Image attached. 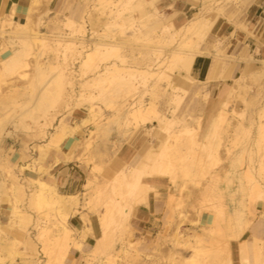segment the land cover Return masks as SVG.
<instances>
[{
    "label": "rangeland",
    "instance_id": "1",
    "mask_svg": "<svg viewBox=\"0 0 264 264\" xmlns=\"http://www.w3.org/2000/svg\"><path fill=\"white\" fill-rule=\"evenodd\" d=\"M189 1L195 5L190 18L201 10L210 11L209 15L213 17L217 15L216 9L220 5H225L226 14L217 15L214 28L227 21L236 29L244 31L255 42L253 49L246 56L230 57L233 67L238 68L239 72L236 77L224 84V89L226 88L227 91L236 82L235 78L240 77L250 86L247 96L252 103L247 105L241 99L234 103L228 121L224 124L218 148L211 156H204L200 162L190 158L188 150L184 146L186 142H182L188 138L189 134L186 130L194 128L195 123L192 121L201 116L202 124L197 138L202 140L211 118L217 111L206 112L205 106L209 107L212 103H218V109L226 93L219 96L215 101L206 97L203 90L198 91V93L194 91V88L198 87L196 79L191 76L196 77L194 74L195 60L189 72L182 73L176 69L164 68L161 73L150 76L145 84H140L139 89L133 91L130 89L131 84L128 81L132 77L126 70L121 71V73H107L106 80L100 85L91 82L89 86H82L85 82L84 78L88 76L92 78V72L88 71L86 77L82 78L80 70L83 58L79 53L71 56L69 52L66 63L76 73L74 95L73 97L70 96L67 101L55 97L52 103L46 107L49 113H56V118L53 121H46L41 118L45 124L39 134L36 133L35 120L44 114L45 109L35 108L40 88H34L31 81L35 79L37 74L34 55L40 50L33 46L31 54L27 57L29 65L18 69V71L6 72L0 69V121L2 122L0 127V180L5 181V187L0 190V203L1 199L6 196V192L11 190L12 173L15 172L26 186L29 185L24 178V172H20L19 166L30 167L29 164L31 163L35 169L39 167V162L50 155V152L37 157L33 155V151L39 144L48 142L54 131V126L63 118L67 120L69 128L73 131L71 138H69L72 141L71 146L64 145V148H67L66 152L72 153L78 159L73 161L84 170L87 179L90 176V165L87 166L85 161L90 159L92 164L97 163L100 166V171H97L96 174L97 183L100 187L105 188L106 194L103 201H105L108 210L111 211L110 218H107L106 230L109 238L106 244L98 246L97 241H95L94 246L89 251H84L83 248L82 256L78 259H72L70 248L66 257L60 261V246L57 242L54 243L57 240L56 236H59L58 240L62 239L61 236L67 227L73 240L76 241L77 232L70 228L68 222L70 217L77 215L80 208L97 215L94 205H100L103 201L94 199L97 194L92 188L85 189L84 194H79L81 198L79 204H71L62 208L65 215L68 213L66 217L60 215L58 211L46 207L45 210L51 215L45 216L42 220H35L29 226L31 237L37 243L35 251L31 249L25 233L10 231L4 234L0 231V257L4 259L5 264L7 262L16 263L17 260L27 264H46V260L50 258L53 260L58 258L57 264H109L112 255L122 257L123 251L130 247V242L135 244L126 264H190L186 259L189 252L187 248L180 247L175 252L168 243L161 245L168 231L170 229L173 231V227L180 222L183 225L184 234L196 233L203 236V241L198 244V247L205 252L200 257V264H229L225 260L228 250L230 257L233 255L235 258L234 264H240V244L244 240L254 239L253 230L250 228L238 237H231L238 231V227L234 223L232 228L225 229L228 241L226 246L222 235L204 228L209 227L207 220L210 215L216 219L221 216L222 224L226 225V219L232 215L234 207L244 209V215L252 223V226H257L259 221L264 219V30H262L264 24L259 22L255 25L252 21L249 6L254 2L248 6H241L242 0ZM138 2L139 0H32L26 18L22 21L16 18L15 20L26 22L28 16L33 15L36 22L40 23L50 38H55L58 35L69 37L72 31L71 22L78 23L81 21L80 15L75 11L82 9V14L86 20L90 17L104 20L101 24L94 26L88 25L89 20L86 23L85 36L89 39L86 43L88 47L97 42L112 43L115 38L120 44L119 54L121 53L127 60L125 64L133 68L143 69L147 66V61L143 58L144 55L148 49L158 48L159 44L150 40L144 41L141 46L134 45L133 41L128 43V39L133 40L132 32H123V27L115 23L116 18L111 14L118 10L127 15L131 12L136 19L135 24H141L144 18H141L140 10L133 9ZM156 3L157 0L154 2L155 7L157 6ZM146 8L148 11L153 10V6L150 5H146ZM162 13L174 21L179 18L176 11L172 15ZM107 20L108 23L105 22ZM245 24L251 31L250 33L243 29ZM77 37L81 38L82 36L77 35ZM225 43L224 38V45ZM152 44L154 47L151 46ZM13 46L14 42L9 35L0 34V57L11 50ZM198 55H204V53H198L196 57ZM63 58L64 52L62 50L52 51L50 49L39 57L42 63L53 66L58 65L59 62L63 63ZM113 62L121 64L115 52L97 60L100 67H105ZM247 63L253 65L249 70H245ZM262 71L263 73H261ZM54 72L49 69L46 78L51 77ZM24 74L27 76H23ZM171 84H177L180 87L174 96L172 95V99L171 93L174 90L171 88ZM71 90L69 86L68 91ZM90 94L94 95V99H91L96 108L94 116L89 113L90 100L85 96ZM175 94L178 96L175 97ZM124 99H128V102H134L135 105L142 99L144 104H155L160 112L174 116L175 120L164 122L162 125H159V122H155V125L152 123L141 124L136 132L139 130L142 133L149 131L148 138L160 142H164L166 138L169 139V136L174 134L175 138L170 140L175 144L177 141L182 146L179 154L189 156L186 159V164L192 167L190 175L186 177L184 187L182 186L184 181L180 178L179 185L175 188L176 193L170 201V217L165 229L150 242H147L145 238L135 240V230L130 224L134 210L126 217L119 212L118 207L114 204L116 199L124 203L120 194L124 187H120L118 184L121 176L118 168L122 166L119 164L118 157L119 151L132 137L127 139L122 135L126 119L123 118L118 123L115 120V114L118 111L117 105L119 101ZM130 126L133 127L134 125L131 124ZM262 132L263 134H261ZM87 140H90L91 143L89 149H87ZM246 148L252 150L250 169H253L255 177L261 183V188L255 191L249 189L248 183L245 184L244 188L239 187L237 177L230 173L233 170L244 169L246 164L248 166L251 158L246 153ZM116 185H118L117 190L114 189ZM29 201L30 199L25 196L20 199L18 205L21 209L28 210L34 215V210ZM260 204H262L261 208L258 207ZM3 213L6 214L2 216ZM10 213L11 208L1 204L0 222L7 223ZM127 223L132 228H129ZM43 227H50L51 231L43 234ZM52 229L54 230L52 231ZM263 235L264 233L260 234L259 243L261 244H264ZM87 236V233H83L79 240L84 242L88 239ZM112 241L114 248L110 246ZM3 244L7 246L4 247Z\"/></svg>",
    "mask_w": 264,
    "mask_h": 264
},
{
    "label": "bare ground",
    "instance_id": "2",
    "mask_svg": "<svg viewBox=\"0 0 264 264\" xmlns=\"http://www.w3.org/2000/svg\"><path fill=\"white\" fill-rule=\"evenodd\" d=\"M154 2L155 0H139V2L133 7L135 10H140L141 18H144V21H141V24H135L136 19L131 12L128 15L124 12L122 13L120 10L116 13H111L116 18L114 20L115 23L123 27V32H132L133 40L128 39V43L133 41L134 45L141 46L144 41L150 40L154 43H158V48H162L148 49L143 57L144 60L147 61V66L143 69L133 68L125 64L127 63V60L121 53L119 54L120 44L115 38L112 40V43L97 42L91 47H88L86 43L89 39L85 36L87 31L86 23L89 20L88 25L94 26L95 24H101L104 20L92 17L86 20L84 14H82V9H76L75 11V13L80 15L81 21L78 23L75 21L71 22L70 27L72 31L69 37L58 35L55 38H50L46 31L42 29L40 23L36 22L33 15L28 16L26 22L16 21V14L14 11L11 14L0 17V34L3 35L6 33L14 42L12 49L0 57V69L2 71L15 72L20 68L28 66L29 63L27 57L31 54L32 47H37V49L40 50L34 55L37 74L35 79L31 81L34 88H40L35 108L45 109L44 114L35 120L37 134L41 132L40 130L45 124L42 122L41 118L46 121H53L56 118V113H49V110H46V107L52 103L55 97L67 101L70 96L73 97L74 95V78L76 73L75 70H72L69 67V64L66 63L67 53L69 52L71 53V56H74L77 53L82 56L83 61L80 70L82 78L86 77L85 75L88 71L92 72V78H89V76L84 78L85 82L82 86H89L91 82L100 85L106 80L107 73H121V71L126 70L132 77L129 78L128 81L131 84L130 89L134 91L139 89L141 86L140 84H145L150 76H154L159 72L161 73L164 68L176 69L182 73L186 71L189 72L193 67L196 55L198 53H204V51L211 52L214 55L212 71H217L218 69H222V71L221 73L213 71L206 80H200L191 75L192 78L196 79V83L198 84V87L194 88L195 92L198 93V91L203 90L206 97H210V82L215 78L226 80L227 77L231 76L229 69L234 67L230 61L231 56L226 52L224 38L212 34L217 15L220 13L226 14L224 9L225 5H220L216 9L217 15L213 17H210V11L207 12L206 10H201L196 12L194 16L189 19L184 18L183 20L178 19L174 21L158 10L155 7ZM252 2H254V0H242L240 5L248 6ZM146 5L153 6V10L148 11ZM262 20L264 21V18ZM105 22L108 23L109 21L107 20ZM243 29L249 33L251 32L249 28H247V24L243 25ZM77 35L82 37L78 38ZM209 37H214V41L211 44L207 41ZM210 41L212 40L210 39ZM52 43L54 44L52 45ZM151 46L154 47L153 44ZM199 46H201L200 49ZM48 49L52 51L62 50L64 52L63 63L59 62L56 66L42 63L39 57H41ZM197 49L199 50L194 51ZM113 52L117 53L121 64L113 62L105 67H100L97 60L102 59V57H106ZM252 67V64L247 63L245 70H249ZM49 69L55 72L51 77L46 78ZM261 73H263V71ZM23 76H27V74H24ZM235 79L236 82L227 91L226 88L222 90V94L226 93V96L213 118H211L204 138L202 140L197 138L202 124L201 116L196 118L195 121H192L195 123L194 128L186 130L189 135L187 140L182 142H186L184 143V146H186L189 153L188 155L194 161H202L204 156H211L218 148L224 124L228 121L234 103L239 99L245 101L247 105L252 103L247 96L249 95L248 89H250V86L240 77ZM69 86L72 89L71 91H68ZM171 88L174 90L173 93H171L172 99V95L174 96V93L177 92L180 87L177 84H173ZM85 96L90 100L88 107L89 113L94 116L96 108L91 100L94 99V95L90 94ZM177 96L178 95L175 97ZM117 107L118 111L115 114V120L118 123L121 119H126L125 126L122 129V135L127 139L134 135L138 126L141 124L146 125L152 123V125H155V122H159V125H162L164 122H171L176 119L174 116H168L157 110L155 104H144L142 99L138 101L136 105L134 102H128V99H124L119 101ZM131 124L134 126L131 127ZM1 126L2 122L0 121V127ZM42 131L44 132V130ZM72 132L73 131H71L68 126L67 120L62 118L60 122L54 126V131L48 142L46 144H39L33 151V155L39 157L41 155H46L49 152L51 154L54 151L61 155V158L58 161L66 162L75 159L78 160L72 153L64 152V145L67 147L71 146L72 141L69 140V138H71L70 136L73 134ZM261 134H263V132ZM149 135V131L144 133V136L137 146H131L126 142L119 151V153L127 159V161L118 168V172L121 175L118 184L120 187H124L120 193L123 197L122 200L124 203H121L119 199H116L117 203L114 201L111 202H114L118 207L117 209L119 212L123 213L126 217H128L130 212L134 210L135 205L145 201L149 191L155 190L149 182L144 181L145 178H150L153 179V181H159L160 183H167L172 189L170 194L171 201L175 196L173 188H176L179 185V179L181 178V180L184 181L182 184L184 187L186 177L190 175L192 170L191 165L186 164V159L189 158V156L187 157L179 154L182 146H180L177 141L175 144L170 140L171 138H175L174 134L170 135L169 139L166 138L164 142L156 141L155 139L150 140L148 138ZM86 143L87 149H89L91 145L90 140H87ZM245 151H247L246 153L251 158L249 159L248 166L246 164L244 169H242L243 171L233 170L230 171V173L237 177L239 187L244 188L245 184L248 183L249 189L255 191L261 188V183L255 177L253 169H250L252 150L250 151V148H246ZM134 155V159L130 161L129 159ZM85 164L87 166L90 165V176L85 182L84 187L87 190L93 188L97 194L94 199H100L103 201L106 190L103 186H99L97 183L98 177L96 175L97 171H100V166L97 163L92 164L90 159L86 160ZM28 167L29 166L25 165L19 166L20 172L23 173ZM11 178L13 179L11 190L6 192V196L1 199L0 203V206L1 204L2 206H9V208H11V213L9 214V220L7 223L3 224L0 222V231L4 234L7 232L9 233L10 231L25 233L31 249L35 251L37 243L31 237L29 232L31 222L42 220L45 216L51 215L50 212L45 210L46 207L52 208V210L58 211L60 215L66 217L68 213L65 215L62 208L71 204H79L81 198L79 194L63 195L59 193L56 186L47 183L43 178H25L29 184L28 186L22 182L15 172L11 174ZM4 187L5 181L0 180V190ZM114 189L117 190L118 185H116V188ZM25 196L30 199L29 203L34 210V215L28 210L21 209L18 205L20 199ZM261 205L262 204L258 207L261 208ZM94 210L97 212V216L102 224L103 235L97 239L98 246H100L108 242L107 240L109 237L106 227L108 225L107 218H110L111 211L106 207L105 201L100 205H94ZM219 219H221V216L216 219L210 215L207 220V225L209 227L206 226L204 229L210 230L211 232L216 231L222 235L225 239L224 244L227 246L228 241L225 229L232 228L235 223L238 227V231L231 235V237H238L245 230H250L251 228L253 230L254 239L241 242L239 248V263L264 264V244L259 243L260 234L264 233V219H261L257 226H252V223L245 217L244 209L242 207H234L232 215L226 219V225H223L222 219ZM127 226L129 228L131 227L128 223ZM182 226L183 225H181L180 222L173 227V231L170 229L161 242V245L168 243L174 251L178 250L180 247L187 248L189 250L186 257L187 261H189L190 264H200V257L205 254V252L198 247V244L203 241V236L196 233L184 234ZM43 229V234L51 231L50 227H43ZM53 230L54 229H52V231ZM61 237L62 239L58 240L59 236L57 235V240L54 241L55 244L57 242L60 246V261L66 257L70 248L83 250V242L80 240H73L69 228H65L64 234ZM134 244L135 243L130 242V247L123 251L122 257L112 255L109 259V264H126L131 256V249L134 247ZM3 246L6 247L7 245L3 244ZM110 246L111 248H114L113 241L110 243ZM227 252V257L225 258L226 262L234 264L236 262L235 258H233V255L230 257L229 250ZM57 260L58 258L55 260L50 258L49 260H46V264H57ZM0 264H5L2 257H0Z\"/></svg>",
    "mask_w": 264,
    "mask_h": 264
},
{
    "label": "crops",
    "instance_id": "3",
    "mask_svg": "<svg viewBox=\"0 0 264 264\" xmlns=\"http://www.w3.org/2000/svg\"><path fill=\"white\" fill-rule=\"evenodd\" d=\"M32 0H0V17L11 14L13 11L16 14V19L22 21L29 13ZM156 7L161 12L167 15H172L178 12L180 20L189 19L192 15L195 5L189 0H157ZM250 15L253 18V23L257 25L259 22L264 24V0H254L249 6ZM262 30H264V25ZM214 36L223 37L226 40L225 47L230 56H246L253 49L254 41L248 37L244 31L236 29V27L227 21L222 22L217 28L212 31ZM210 39L212 41H210ZM214 37H209L207 41L211 44ZM246 48V49H245ZM214 63V55L211 52L204 51V55H198L194 63V74L197 79L206 80L212 71ZM222 69L215 70L216 73H221ZM231 76L226 80L219 78L213 79L209 84L210 99L217 101L219 96L223 95L224 84L232 80L238 75L239 69H229ZM218 103H212L209 107L205 106L206 112L216 111ZM144 136L142 131H137L132 135L128 142L131 146H137L139 141ZM67 148H64L66 152ZM68 153V152H66ZM136 155V154H135ZM131 157L132 161L135 157ZM61 155L52 152L47 157H44L39 162V167L35 169L33 164H29L24 171V178L35 179L43 178L47 183L56 186L59 193L63 195L84 194V184L87 177L79 164L72 161H58ZM119 164H124L127 159L119 153ZM145 182H149L155 190L149 191L145 201L135 205L130 224L135 230V239H146L147 242L156 239L160 233L165 229V225L170 217V194L171 188L167 183H160L153 181V179L146 178ZM174 194L176 189L173 188ZM6 213H3L4 216ZM3 218V217H2ZM87 218V219H86ZM69 225L72 231H76V239L79 240L81 234L87 233V240L84 241V251H89L95 241L102 237V225L96 214L87 212L80 208L77 215H72L69 219ZM3 223V221H2ZM264 238V235H263ZM147 244V243H146ZM83 251L79 249H71L72 259H78L82 256ZM6 264H27L21 260L14 262H7Z\"/></svg>",
    "mask_w": 264,
    "mask_h": 264
}]
</instances>
